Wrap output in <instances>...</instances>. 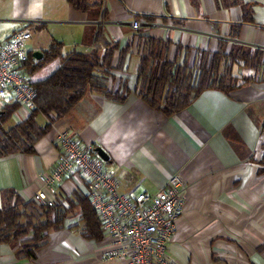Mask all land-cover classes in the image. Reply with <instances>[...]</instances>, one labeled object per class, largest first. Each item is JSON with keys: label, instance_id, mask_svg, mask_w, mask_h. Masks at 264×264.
I'll list each match as a JSON object with an SVG mask.
<instances>
[{"label": "crops", "instance_id": "0c3cea01", "mask_svg": "<svg viewBox=\"0 0 264 264\" xmlns=\"http://www.w3.org/2000/svg\"><path fill=\"white\" fill-rule=\"evenodd\" d=\"M232 1L104 0L99 10L85 14L66 0H0L4 42L26 29L32 36L28 48L40 52L52 43H59L63 54L100 55L106 45L116 46L112 76L125 86L120 103L87 92L66 116L52 121L32 153L0 157V210L8 203L4 192L35 203L38 177L56 166L57 137L68 133L82 147L93 148V157L102 149L106 171H127L120 183L126 194L155 195L173 176L181 177L185 203L168 245L172 264H264V69L234 67L240 86L205 90L171 116L135 95L141 36L165 42L168 62L175 59L196 71L201 58L210 59L222 43L264 51V0ZM248 10L252 23L243 21ZM133 22L141 27L134 30ZM35 34L41 39L34 40ZM56 66L47 65L31 80L45 78ZM5 96L0 109L14 102ZM28 116L18 104L10 123ZM37 120L49 123L42 115ZM86 183L75 173L49 192L66 217L33 259H20L13 247L1 245L0 264H127L105 262L110 239L102 228L99 240L83 237L78 203H89Z\"/></svg>", "mask_w": 264, "mask_h": 264}, {"label": "trees", "instance_id": "16d2710c", "mask_svg": "<svg viewBox=\"0 0 264 264\" xmlns=\"http://www.w3.org/2000/svg\"><path fill=\"white\" fill-rule=\"evenodd\" d=\"M66 1L87 14L99 10L104 0ZM229 4L237 5L238 0ZM247 15L243 21L252 23V18ZM236 28L240 29L241 26ZM235 37L238 34L232 35V38ZM139 40H143V44L135 95L166 116L185 109L205 90L229 92L240 86L243 82L233 72L234 67L256 71L264 69L263 50L244 49L236 45L227 48L228 44L222 43L210 59L201 58L196 71L185 63L179 65L175 59L168 62L165 42L148 36H141ZM115 49L116 46L106 45L100 55L97 51L85 54L77 50L63 54L61 45L52 43L42 52L41 59L33 60L30 55L25 74L34 90L37 108L27 119L15 125L10 121L18 104L13 102L0 109V157L32 153L35 144L49 131L52 121L66 116L87 92L97 93L105 100L124 102L125 95L121 91L125 86L121 79L116 80L112 76ZM53 62H57V66L48 76L38 81L31 80L32 76ZM118 67H121V63ZM41 115L49 120L48 124L38 123ZM94 151L92 148L91 152ZM3 195L8 203L0 210V246L13 247L16 257L20 259H33L47 245L49 232L63 227L66 210L61 207L45 209L34 202L25 204L9 192ZM12 199L13 205L10 202ZM78 205L84 226L83 237L101 239V222L91 205L84 199L79 200Z\"/></svg>", "mask_w": 264, "mask_h": 264}, {"label": "built area", "instance_id": "2783aa9c", "mask_svg": "<svg viewBox=\"0 0 264 264\" xmlns=\"http://www.w3.org/2000/svg\"><path fill=\"white\" fill-rule=\"evenodd\" d=\"M131 26L137 30L141 24L133 22ZM31 38L30 32L22 29L0 43V98L9 94L28 114L37 108L25 74L29 56L36 52L28 48ZM57 143L59 160L50 173L38 177L41 189L34 196L36 205L53 208L55 202L49 192L67 176L79 173L87 180L89 203L110 239L105 262L172 264L167 256L168 245L185 203L186 185L181 177L173 176L155 195L126 194L120 185L126 170L119 174L106 171L104 162L92 156V148L82 147L68 133H60Z\"/></svg>", "mask_w": 264, "mask_h": 264}, {"label": "water", "instance_id": "95a60500", "mask_svg": "<svg viewBox=\"0 0 264 264\" xmlns=\"http://www.w3.org/2000/svg\"><path fill=\"white\" fill-rule=\"evenodd\" d=\"M42 57V52L40 51H36L32 53V58L39 60ZM97 155L98 157L102 160V161H107L108 160V156L107 154L100 148L96 149Z\"/></svg>", "mask_w": 264, "mask_h": 264}, {"label": "rangeland", "instance_id": "374dc122", "mask_svg": "<svg viewBox=\"0 0 264 264\" xmlns=\"http://www.w3.org/2000/svg\"><path fill=\"white\" fill-rule=\"evenodd\" d=\"M6 31H7L6 29H1V30H0V34H3V33H5ZM35 39L40 40V39H41L40 35H39L38 38H37V36H36V34H35V35H34V40H35ZM4 41H5V38H1V39H0V43H3ZM2 99H4V100L6 99V100H7V99H8V96H3V97H1V98H0V101H2Z\"/></svg>", "mask_w": 264, "mask_h": 264}]
</instances>
